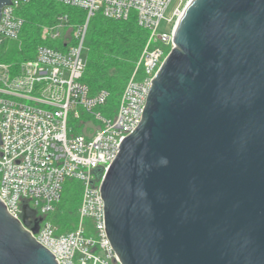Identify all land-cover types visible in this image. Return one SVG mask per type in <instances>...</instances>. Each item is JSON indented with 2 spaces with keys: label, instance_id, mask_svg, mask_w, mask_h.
<instances>
[{
  "label": "water",
  "instance_id": "water-1",
  "mask_svg": "<svg viewBox=\"0 0 264 264\" xmlns=\"http://www.w3.org/2000/svg\"><path fill=\"white\" fill-rule=\"evenodd\" d=\"M172 39L100 185L107 237L122 264H264V0H191ZM0 264H56L1 201Z\"/></svg>",
  "mask_w": 264,
  "mask_h": 264
},
{
  "label": "built area",
  "instance_id": "built-area-1",
  "mask_svg": "<svg viewBox=\"0 0 264 264\" xmlns=\"http://www.w3.org/2000/svg\"><path fill=\"white\" fill-rule=\"evenodd\" d=\"M30 1L10 0L2 6L1 50L14 44L20 48L22 10ZM50 1L78 10L82 17L58 12L51 22L39 24L40 40L31 57L0 58V201L52 253L56 264H122L105 231L100 185L122 140L141 120L152 80L175 47L174 30L191 0L183 8L184 0ZM172 1L174 7L165 16ZM97 14L114 20L133 15L148 32L114 111L104 107L107 90L91 93L82 80L85 36ZM9 41L12 44L6 48ZM66 179L81 184L79 220L76 228L58 232L48 215L60 200ZM25 205L35 211L27 226L22 222Z\"/></svg>",
  "mask_w": 264,
  "mask_h": 264
},
{
  "label": "trees",
  "instance_id": "trees-1",
  "mask_svg": "<svg viewBox=\"0 0 264 264\" xmlns=\"http://www.w3.org/2000/svg\"><path fill=\"white\" fill-rule=\"evenodd\" d=\"M58 12L81 18L80 11L58 6L50 0H31L22 10L25 24L21 34V46L14 44L8 50H0L3 59L19 61L31 57L40 40L39 24L51 22ZM148 32L140 27L134 16L126 20H114L95 15L89 22L85 36L86 66L82 80L91 93L100 89L108 92L106 108L114 111L127 78L130 76L147 39ZM81 184L74 179L63 183L60 200L52 213L53 222L61 231L78 225V206ZM88 220L84 223L87 225Z\"/></svg>",
  "mask_w": 264,
  "mask_h": 264
},
{
  "label": "rangeland",
  "instance_id": "rangeland-1",
  "mask_svg": "<svg viewBox=\"0 0 264 264\" xmlns=\"http://www.w3.org/2000/svg\"><path fill=\"white\" fill-rule=\"evenodd\" d=\"M186 2H187V0H184V1H183L182 5H181L182 8L185 6ZM173 7H174V2L172 1V3L169 5L168 9H167L166 12H165V16H169V15H170L171 10L173 9ZM160 27H161V29H162V28H165V21H164V20L161 21V23H160ZM11 44H12V41H9V42L7 43V45H6V48L10 47ZM159 45H160V46H163L161 43H159ZM164 49H165V52H166L167 49H166L165 47H164ZM0 50H1V49H0ZM2 50H3V49H2ZM2 57H3V54H2V52L0 51V58H2ZM68 125H73V126H74L75 123L69 122ZM48 219H50V220L53 221V219H52V214H51V215H48ZM84 225H85V227L87 228L86 224H84ZM58 232H63V231L59 230ZM58 232L56 231L55 233H58Z\"/></svg>",
  "mask_w": 264,
  "mask_h": 264
}]
</instances>
